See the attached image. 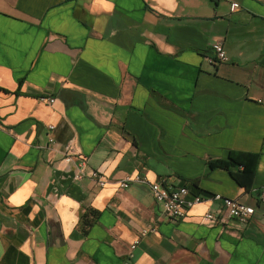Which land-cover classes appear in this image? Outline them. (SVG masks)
Instances as JSON below:
<instances>
[{
	"label": "crops",
	"instance_id": "crops-1",
	"mask_svg": "<svg viewBox=\"0 0 264 264\" xmlns=\"http://www.w3.org/2000/svg\"><path fill=\"white\" fill-rule=\"evenodd\" d=\"M151 183L203 202L169 219ZM263 188L264 0H0V264H264ZM215 194L248 224L199 222Z\"/></svg>",
	"mask_w": 264,
	"mask_h": 264
},
{
	"label": "built area",
	"instance_id": "built-area-1",
	"mask_svg": "<svg viewBox=\"0 0 264 264\" xmlns=\"http://www.w3.org/2000/svg\"><path fill=\"white\" fill-rule=\"evenodd\" d=\"M239 7L237 2L231 3L230 11L234 13ZM225 40L223 38L217 39L211 47V55L206 58V61L210 65H216L218 63H224L227 61L226 52L224 49ZM40 103L52 104L54 99L41 97L39 99ZM50 130H53V127H49ZM49 145L53 146L55 141L53 138L49 139ZM74 157L71 155H66L65 161L67 163H73ZM87 167V161L85 159H79L76 172L73 175V179L83 180L88 178L94 184V187L97 189H103L106 187L108 180L102 176L97 170H92L89 174L85 173ZM146 179L141 176L127 177L125 179L119 180L116 182L120 189H128L133 183L144 182ZM151 192L153 198L156 202L162 204L163 206V215L167 218L177 221H183L188 218L189 211L195 208L197 205L203 202V199L198 193L190 192L188 187H181L177 190H173L169 187H164L159 183H151ZM208 200L210 201H219L221 204V214L219 217H215L209 212H205L199 217V222H217L218 220L227 222H235L238 224V227L246 226L250 219L254 215V208L246 206L239 203L235 199L225 197L220 194H215L211 196ZM259 200L264 203V188L259 193ZM154 229H140V237H144L148 234H154ZM140 243V238H138L131 246V250L134 251Z\"/></svg>",
	"mask_w": 264,
	"mask_h": 264
},
{
	"label": "trees",
	"instance_id": "trees-1",
	"mask_svg": "<svg viewBox=\"0 0 264 264\" xmlns=\"http://www.w3.org/2000/svg\"><path fill=\"white\" fill-rule=\"evenodd\" d=\"M98 213L94 210H89L87 213L83 214L81 217V225L84 227L83 229H89L91 228L97 219Z\"/></svg>",
	"mask_w": 264,
	"mask_h": 264
}]
</instances>
